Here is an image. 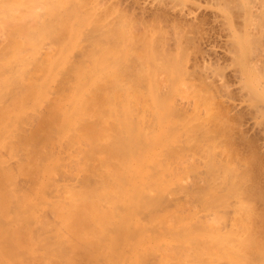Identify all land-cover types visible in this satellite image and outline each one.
Masks as SVG:
<instances>
[{
  "label": "bare ground",
  "instance_id": "bare-ground-1",
  "mask_svg": "<svg viewBox=\"0 0 264 264\" xmlns=\"http://www.w3.org/2000/svg\"><path fill=\"white\" fill-rule=\"evenodd\" d=\"M187 3L210 10L227 33L264 126V0H147L186 22L170 32L153 12L141 41L136 21L118 9L104 18L98 0H0V264H254L247 251L257 243L238 232L244 221L195 232L188 205L200 196L189 194L184 218L165 196V175H176L162 166L169 144L180 160L212 149L198 126L220 97L208 75H223L189 68L203 29ZM231 176L219 184L230 187Z\"/></svg>",
  "mask_w": 264,
  "mask_h": 264
},
{
  "label": "rangeland",
  "instance_id": "rangeland-1",
  "mask_svg": "<svg viewBox=\"0 0 264 264\" xmlns=\"http://www.w3.org/2000/svg\"><path fill=\"white\" fill-rule=\"evenodd\" d=\"M146 1L147 0H145V2L144 0H98V3L104 7V11L106 12H102L103 14L105 13L104 18L106 16L111 17L114 13L113 10L118 9L126 19L129 18L131 21H136V23L133 22L136 25L140 21L141 24L139 23L137 25L138 27L135 25L133 27L134 31L132 30L133 36L138 41L143 40V22L145 25V21L153 19V12H157L155 14L158 15L159 19H162L160 25L163 26V29L164 27L168 29L172 22H186L184 21L186 19L179 17L178 12H172L167 9L166 11H162L166 13L161 12L160 14V11L156 10L158 8H153V10H151L148 4L144 5ZM192 1L198 2V4H206L205 1L207 2L208 0ZM112 6L113 8H111ZM186 6H188V10L191 11L192 9V12L197 10L198 13L194 12L196 15L194 16V21L195 24L198 23V25H200V30L203 29L201 31L203 33L199 39L200 41L197 40V43H193L197 48L193 46V50L192 48H190L191 50L189 49V51H191L189 55V60L191 62L189 61L190 67H188L192 68L191 64H194L199 68V66L204 63L205 65L208 64L211 68L219 69L223 75L221 79H218V77L217 79L216 77L213 78L214 76L212 74V76L208 75L212 83H210V81L207 82L215 86L213 89L218 91L220 97L212 104L214 117L209 121L200 123L198 126V130L203 135H206V139H204L201 144L205 146L207 143L209 145L211 144L210 148L212 147V149L210 153L206 151L203 152L202 149H195V151L192 149L189 153L187 152L189 155L184 156L183 159L180 160L178 159L179 156L177 158H171L168 155L167 151H171L172 147L171 144H169L165 150L166 153L163 158L162 166L165 169L167 164L173 165L176 169V175L173 178L165 175L166 180L163 183V185H165V183L167 184V186L164 187L165 196L169 198L175 197L174 199H177L179 203L177 208H180V210L182 209V211L175 208V206L174 208L172 207V209L175 215L178 214L176 210L180 211L178 215H181L183 218L188 213V209L183 205L190 201L191 196H189V194H195L196 197L200 196V200L194 198L192 203L188 202L190 212L188 216H192L188 219H193V224L196 223L194 226V228H196L195 232H201L204 229V232L210 233L215 232V229L218 228L217 230H221L225 233L237 227V225H241L239 223L244 221L242 223L244 224L243 228L238 226V232H240V234L247 232L249 233V237L251 234V237L254 239L251 237L250 239L257 243L255 246L257 250L255 249V252L247 251L249 260L254 264H264V126L258 124L259 119L255 118L254 110L249 106V102L246 98V92L242 90V84L241 82L239 83L240 79L237 78L238 74L235 71V67L232 65V55H230L228 51L231 47H229L230 44L225 40V38H227L225 34L227 35V33L220 26V23L218 24V21L215 20L214 14L209 12L210 10L206 8H200L198 10L192 3H187ZM189 7L191 9H189ZM131 11L134 12L132 13ZM104 18H102V20ZM106 18L109 19L108 17ZM176 18H179L178 21L174 20ZM212 18H214V20ZM116 22L117 21H115V23ZM212 22L214 25H212ZM136 34L137 36H135ZM205 65H202L203 67L201 66V71ZM205 69H208V67H205ZM204 70L201 73L206 72V70ZM211 70L214 71V69ZM256 81V78H254L249 83H255ZM211 137L213 140L212 142L210 139ZM173 152L180 155L177 147L173 148ZM209 155H211V157L213 155V157L211 158ZM207 158H211L214 160L213 162H216L213 168L208 169ZM214 168L216 170H213ZM215 175L217 176L215 183L213 182L210 186L208 183L206 184L211 177L215 179ZM224 176L228 178L231 176L229 182L230 187L224 188L223 185L219 184L220 181L225 178ZM218 177L221 180H219ZM209 181L211 182V180ZM169 184L170 186H168ZM171 186H173V189L171 188L170 190L169 187ZM167 190H170V192L172 191V195H166V193H170ZM203 197L204 199L201 201ZM197 200L198 202H196ZM209 200L214 201L217 206L208 208L206 202ZM237 200H241L240 203L237 202ZM239 205L244 208L241 210L242 214L239 212V209H236ZM172 209L170 208L169 211H172ZM243 210L247 213V216L245 214L246 218L243 214ZM243 217L245 219H243ZM200 224L205 227H202ZM214 227L215 229H213ZM257 260L258 263L256 262Z\"/></svg>",
  "mask_w": 264,
  "mask_h": 264
}]
</instances>
